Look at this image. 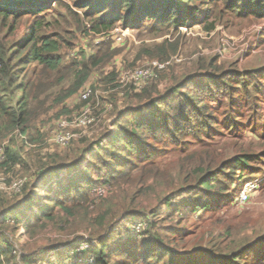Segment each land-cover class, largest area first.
I'll return each instance as SVG.
<instances>
[{"label": "rangeland", "instance_id": "1", "mask_svg": "<svg viewBox=\"0 0 264 264\" xmlns=\"http://www.w3.org/2000/svg\"><path fill=\"white\" fill-rule=\"evenodd\" d=\"M237 1L212 0L210 17H200L179 28L146 25L127 29L116 25L107 33L112 35L108 38L78 28L75 15H70L66 6L69 3L81 14L74 0H51L53 9L43 14L44 25L37 35L39 42L45 34L56 43L63 64L48 76L36 62L16 68V80L27 85L29 91L27 132L22 134L21 129L5 122L12 117L10 113L0 119V155L11 147L22 161L11 168L0 167V213L23 198L20 192L26 183L37 182L39 163L50 162L55 153L78 155L102 134L113 131L114 123L133 128V122H126L127 118L132 120V114L123 113L127 108L141 107L161 95L172 106L180 103L188 108L187 100L180 99L181 95L173 90L181 84L180 91L202 98V106L206 107L197 115L190 113L192 118L211 128L207 131L202 127L199 134L182 130L176 137L160 134L157 141L148 139L154 155L146 162L133 158L129 167L134 165L125 174L106 183L102 180L111 186V194L105 196L109 186L97 188L99 196L105 191V198L100 197L90 206L88 202L75 216H68L58 207L53 211L54 220H44L30 232L11 220L0 225L3 237L12 242V253L4 264H46L40 259L42 255L57 260L59 255L53 256L50 248L61 242L71 243L68 264H98L97 254L90 252L89 246L108 234L107 227L113 224L118 227L111 236L113 248L119 249L133 236L139 244L136 250L155 251L144 260L143 255L139 256V261L137 252L130 258L120 256V250H116L111 263L122 259V264H264V15L232 11L228 4ZM212 20L216 27L209 31L207 26ZM32 21L30 15H25L12 32L0 27V42L16 46L27 36ZM93 54L104 60L99 65L89 62ZM153 61L164 65L157 70L159 78L135 85L130 78L132 72ZM85 63L87 81L75 94L59 101L72 88ZM194 74L204 76L185 80ZM86 87L92 92L84 101L81 93ZM0 96H4L1 90ZM86 110L90 121L79 124ZM61 129L73 134L65 146L55 141ZM205 154L208 157H203ZM243 154L254 155L250 157L253 168L243 166L233 171L229 165L221 168L211 164L215 160L211 156L219 163ZM187 157L204 160L199 174L194 176L201 168L194 165L182 171ZM95 164L102 166V159ZM213 173L215 189L220 190L222 182L223 186L230 185L229 191L211 193L202 185L201 180ZM246 180H259L258 187L248 201L240 203L236 197ZM39 193L44 194L43 190ZM197 200L210 208L195 211ZM125 214L132 216L121 221ZM102 216L107 218L100 224ZM83 234L85 240L80 243ZM23 256L32 257V262L22 263Z\"/></svg>", "mask_w": 264, "mask_h": 264}, {"label": "trees", "instance_id": "2", "mask_svg": "<svg viewBox=\"0 0 264 264\" xmlns=\"http://www.w3.org/2000/svg\"><path fill=\"white\" fill-rule=\"evenodd\" d=\"M53 1L56 3L61 1L62 3L64 0ZM211 3L212 0H74V4L82 10L81 14L72 8L69 3L66 6L68 13L75 15L80 30L94 35H108L107 37L109 38L112 35L107 33L111 32L116 25L127 29L141 28L146 25L151 26V28L161 29L170 26L179 28L187 24H193L201 19L200 17H210L211 13L208 11ZM51 4V0H0V27L4 28V30L7 29V32H12L17 26V22L21 21L25 15H30L33 18L32 26L27 27V36L18 42L16 46H9L6 41L0 42V90L4 95L3 97L0 96V119L2 120L6 114L10 113L12 117L5 122H8L12 128L21 129L22 134L27 132L28 116L26 105L29 91L27 85L16 80L19 76L16 70L17 66L36 62L42 66L43 73L48 76V72L59 70L63 64V57L57 53L58 47L56 43L45 34L39 42L37 35L41 26L44 25L42 21L43 14L45 15L50 9H53L50 6ZM228 7L232 11H237L240 15L244 13L264 15V0L261 3H258V0H238L233 2L232 5L228 4ZM215 23V20H212L207 26V30H214L216 27ZM90 60H92V63L99 65L104 58L93 54L90 56L89 62H91ZM87 70V64L85 63L84 70L81 68V75L78 74L72 88H68L59 98V101L62 102L65 98L75 94L84 85L89 77ZM202 76L204 74H194L187 76L185 80L191 81ZM157 78H159V75ZM133 87L131 86V88ZM182 87L183 85L181 84L173 90L183 97H180V99L187 100L188 108L180 103L172 106L170 100L162 97V95L153 97L143 106L127 108L123 112L129 115L132 114V120L129 121L130 118H127L126 122H129L130 125L133 122V128L130 129L123 126L119 122L114 123L113 125L116 128L113 131L102 134L98 140L93 141L87 148L81 149L78 155L70 157L71 153L65 156L55 153L51 157L50 162L39 163L37 166L39 171L38 178H35L37 182L30 180L23 186L20 192V195L24 193L23 198L17 200L13 206L0 213V225L6 224L11 220L16 222L17 226L21 225L25 231L30 232L31 229L43 224L44 220H54L53 211L58 207L68 216H75L79 210H82V207H87L86 204L88 202L89 206L91 204L94 205L100 201V197H103L101 199L103 200L107 193L108 195L111 194L113 191L111 186L105 183L114 177H118V175L125 174L127 169L134 165L129 167V164L133 162V158L140 162H146L154 155L149 149L148 139L151 138L157 141L160 134L176 137L182 130L199 134L203 131L202 127L205 130L207 128L208 131L211 128L209 124L201 126V122L197 118L193 119L190 114L195 113L197 115L206 108L205 105L202 106V98H193L191 92L184 94L180 91ZM4 91H7V93ZM19 92H21V95L18 98ZM229 93L232 94V92ZM172 107L173 112H171ZM10 108H13V111L10 112ZM18 153L16 149L7 147L4 151V159L0 162V167L8 166V168H11L22 163L21 156ZM207 155L205 154L203 157ZM93 157H96L97 161L102 159V166H97L95 164L97 161H93ZM105 157L110 158L107 159ZM250 157H254V155L243 154L229 160V162L221 161L218 163L216 162L217 158L211 156V159H215L211 164L222 165L221 168H226L229 165L230 170L233 171L239 168L243 169V166L253 168L250 164L252 162ZM184 164L187 165L182 171L192 165L201 167L204 164V160L200 157H187L184 159ZM103 170H106V172H103ZM201 171L202 167L195 172L194 176ZM207 175L210 178L201 181L202 185L209 187V190L212 191L211 193H214V190L221 191L220 193L229 191L230 185L225 184L223 186L222 182H220V190L215 189L213 181L216 180V173ZM102 180L105 183L101 182ZM46 186L48 188H45ZM105 186H109L110 190ZM100 187L106 188L105 196V191L100 196L97 193V188ZM57 189H59V192L52 194ZM40 190H43L44 194H40ZM238 196V194L237 197L235 196L236 199ZM232 197H234V194ZM78 201H81V203L77 204ZM168 204L171 205L170 201H168ZM206 208H210L208 203L202 205L197 200L194 210L200 211V209L204 210ZM129 216L132 215L125 214L121 221L126 220ZM106 218L107 216H102L99 223L103 224ZM117 230V224L109 225L107 231L110 232L108 234L104 233L103 235L105 236L102 235L100 239H95L96 242L92 245H90V240H87L90 245V252L93 251V254L94 252L97 254L98 264H122L124 262L122 259H118L113 263L110 262L113 254L119 250L120 256L130 258L136 257L134 252H137V260L139 261H141L139 256L143 255L142 260H144L150 257L148 254L155 251L154 248L144 252L136 250L139 244L133 236L128 238L124 244H121L119 249L113 248L111 236ZM85 236L80 238L81 241L79 242H83ZM1 238L3 239L1 240ZM152 240V238L148 239L147 242L151 243ZM79 242L77 243L79 244ZM11 246L12 242L3 237L2 229H0V264H4L6 256L12 253ZM50 250L53 256L59 255V258L52 261L42 255L40 259L44 260L46 264H68V259L71 257L70 242L56 243ZM25 262L31 263L32 257L23 256L22 263Z\"/></svg>", "mask_w": 264, "mask_h": 264}, {"label": "built area", "instance_id": "3", "mask_svg": "<svg viewBox=\"0 0 264 264\" xmlns=\"http://www.w3.org/2000/svg\"><path fill=\"white\" fill-rule=\"evenodd\" d=\"M116 30H120V29L117 28ZM163 66L164 65L161 62L153 61L149 65L138 67L132 72V74L130 76L131 81H133L135 85L140 86L141 84H145L149 80L156 79L158 77V72H157L158 68L161 69V68H163ZM91 92H92V89L90 87H86L85 89H83V91L81 93L82 99L87 100L90 97ZM89 121H90V119H89L88 111L86 110L83 112V115L79 119L78 122H79V124L86 125L87 123H89ZM72 137H73V134L71 132H69L65 129H61L60 131H58L55 134V141L58 144L65 146V145L69 144ZM2 159H4V152L0 155V162L2 161ZM257 181L258 180H249V181H246L244 183V187L241 190V192L237 198L240 203L246 202L250 199V193L253 190L257 189V187H258ZM20 189L21 188L19 186L16 187V190L19 191Z\"/></svg>", "mask_w": 264, "mask_h": 264}, {"label": "clouds", "instance_id": "4", "mask_svg": "<svg viewBox=\"0 0 264 264\" xmlns=\"http://www.w3.org/2000/svg\"><path fill=\"white\" fill-rule=\"evenodd\" d=\"M259 181V180H258ZM260 183V182H259ZM238 200V199H237Z\"/></svg>", "mask_w": 264, "mask_h": 264}]
</instances>
